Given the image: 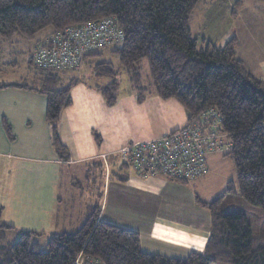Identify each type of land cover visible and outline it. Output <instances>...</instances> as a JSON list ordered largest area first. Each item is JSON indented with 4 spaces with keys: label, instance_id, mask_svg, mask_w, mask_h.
<instances>
[{
    "label": "trees",
    "instance_id": "16d2710c",
    "mask_svg": "<svg viewBox=\"0 0 264 264\" xmlns=\"http://www.w3.org/2000/svg\"><path fill=\"white\" fill-rule=\"evenodd\" d=\"M247 1L236 0L234 18ZM211 2L0 0V37L7 41L22 38L35 42L41 32L50 30L45 42L66 27L105 18L114 19L124 34L117 45L105 48L118 58L119 71L110 61H93L105 49L87 54L79 71L66 72L37 69L32 61L33 50L29 55L33 73L20 84H0V90L15 87L47 98L46 121L53 148L62 160L69 154L60 141L59 122L62 111L72 105L73 85L84 83L94 88L112 107L123 93L118 76L124 72L139 102L152 93L164 100H176L188 111V124L214 108L222 117V131L231 144L229 150L216 153L232 159L239 196L264 212V82L250 73L238 57L236 35L222 45L195 38L191 28L194 13ZM144 61L151 81L147 77L144 81L142 76ZM3 127L13 140L12 128L5 119ZM94 140L97 145L102 142L97 133ZM121 167L129 165L123 162ZM233 193L234 184L229 182L225 194L213 202L197 198L198 205L211 214L210 237L203 252L187 258L146 253L137 232L99 220V204L90 206L87 220L79 229L52 236L46 251H40L35 241L41 234L21 232L10 243L8 235L14 227L2 221L0 211V264H76L79 255L98 259L102 264H264V245L254 243L248 215L220 209Z\"/></svg>",
    "mask_w": 264,
    "mask_h": 264
},
{
    "label": "crops",
    "instance_id": "0c3cea01",
    "mask_svg": "<svg viewBox=\"0 0 264 264\" xmlns=\"http://www.w3.org/2000/svg\"><path fill=\"white\" fill-rule=\"evenodd\" d=\"M235 2L213 0L211 6L215 9L202 10L206 20L195 38L215 44L226 40L231 31L224 19L232 18ZM245 7L253 10L252 17L245 21V41L236 32L230 35H236L239 40L237 54L247 70L263 81L255 74L258 69L253 66V58L264 59V22H260L264 21V0H248L235 18H239ZM224 26L225 32L218 36L217 31H222ZM45 36L35 42L30 53L38 42H44ZM261 72L264 76V70ZM130 88H121L123 93L118 103L109 107L94 88L84 83L72 86V105L62 111L59 122L60 141L69 154L66 160L60 159L52 145V133L46 121L47 98L15 87L0 90V211L2 221L13 226V231L51 238L79 229L93 206L82 205L86 196L78 190L84 184L89 185L90 180L87 176L80 178V172L90 165L107 169L102 156L111 155L104 188L96 195L103 202L99 220L137 232L142 250L149 254L187 258L205 250L211 214L194 204L198 196L194 201L190 196L185 197V193L188 184L209 178L211 169L206 176L186 184L164 176L143 178L130 166L121 167L123 161L116 155L128 144L152 142L184 128L189 123V113L178 101L164 100L153 93L139 102L137 92ZM3 119L12 128L13 140L4 130ZM94 133L102 139L99 145ZM67 169L78 172L68 173L64 180ZM114 172L121 174L117 181H113Z\"/></svg>",
    "mask_w": 264,
    "mask_h": 264
},
{
    "label": "built area",
    "instance_id": "2783aa9c",
    "mask_svg": "<svg viewBox=\"0 0 264 264\" xmlns=\"http://www.w3.org/2000/svg\"><path fill=\"white\" fill-rule=\"evenodd\" d=\"M124 34L112 18L69 26L55 33L32 54L40 70L79 71L87 54L121 42ZM222 131V117L211 108L192 124L148 143L128 144L116 155L141 177L164 176L180 182H193L210 172L208 156L229 150L230 142ZM109 169L111 155H103ZM76 264H102L98 259L79 255Z\"/></svg>",
    "mask_w": 264,
    "mask_h": 264
},
{
    "label": "rangeland",
    "instance_id": "374dc122",
    "mask_svg": "<svg viewBox=\"0 0 264 264\" xmlns=\"http://www.w3.org/2000/svg\"><path fill=\"white\" fill-rule=\"evenodd\" d=\"M212 4L213 0L209 4V6L205 8L206 10L203 8V6H201L195 11L191 21V28L193 30V33H198V31H200L201 29V25L206 20V17L202 14V10L207 11L215 9V6H211ZM246 8L247 7H245V9ZM245 9L240 12L239 18H234L232 16L230 20L224 19V24L230 27L229 29L231 32L229 33V37L232 36L230 35L231 33L236 32L238 38L240 37L243 39V41H245V30L247 29V24L245 23V21L252 17L253 11L251 9ZM260 22L263 23L264 21ZM226 26H224L222 31L218 30L216 34L218 36H222V32H225ZM49 32L50 30L41 32L37 36L36 41L42 39L45 35L49 34ZM200 33H204V31H201ZM226 40L222 39L219 44L222 45ZM35 42H29L22 38H16L13 41H7L0 37V84H20L28 79L30 73H33L30 68L31 66L29 63V55L30 50L35 45ZM240 53L242 57H246V61L251 68L256 65L258 70H256L255 74L261 77L264 81V76H261L263 73L261 72V70H264V59L261 57L260 59L253 58L254 64L252 66L247 56H243L246 54H244V52L242 51ZM261 59L262 61H260ZM101 60L112 62L116 66L117 71L120 70L119 60L115 55L111 53V49H105L101 51V55L93 58V61L95 62ZM142 69V76L144 78V81L146 80V77L151 81L147 61H144ZM118 78L121 81V88L123 90L129 89L131 87V84L127 80L124 72H120ZM148 91L152 93L153 90L150 89ZM223 142H229V138L224 139ZM209 162L211 165V174L209 178L199 183L188 184V192L185 193V197L190 196L195 201L196 196H198V198H200L201 200L214 201L222 197L228 188L229 182H233L235 193L231 194L225 199V201H223L220 209L226 213L231 211H243L244 213H246L252 225L254 243L264 245V212L261 209L252 207L248 202H246L239 196L236 171L232 159L227 157L224 153H214L210 155ZM103 166H105V164ZM106 170L107 169L103 170V168L101 167L96 169L92 165H90L85 167L81 172L79 171L81 175L80 178L84 179L87 176V178H89L90 180L89 185L84 184L82 189L80 188L78 190L84 193V195L86 196V198L84 199L86 203L82 204L85 207L95 204H99L101 206L103 204L101 197L96 195L99 194L100 190L104 188L105 176L109 174L108 170ZM77 172V169L73 171H69V169L65 170L64 180L68 178V173L74 175V173ZM114 173L115 175H112L113 181H117L120 178L121 174L119 172ZM69 188V190H71V188L73 189V187ZM91 194H95L96 197H92ZM194 204H196L197 208L199 209L197 202H194ZM19 235L20 232L12 230L8 235V241L10 243H14ZM49 240L50 236L46 235L35 238V241L39 244L40 251H46L47 243ZM0 246H2V244H0Z\"/></svg>",
    "mask_w": 264,
    "mask_h": 264
}]
</instances>
